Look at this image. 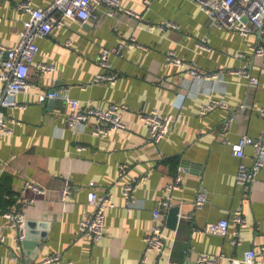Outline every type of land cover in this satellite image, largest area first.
<instances>
[{
    "label": "crops",
    "instance_id": "obj_1",
    "mask_svg": "<svg viewBox=\"0 0 264 264\" xmlns=\"http://www.w3.org/2000/svg\"><path fill=\"white\" fill-rule=\"evenodd\" d=\"M18 1L0 0V44L19 41L27 14L19 12ZM50 1L31 0L34 6ZM97 11V20L65 17L63 25L37 38L35 62L49 63L51 69L32 66L29 88L13 95L16 105L4 108L9 129L0 133V264H139L143 256L148 264H203L197 261L199 253L231 264L230 256L241 259L246 248L264 245V164L253 182L239 186L235 175L240 161L232 151L243 134L264 136V56L253 49L264 44V35L252 31L243 36L215 26L193 0H120L112 14L104 5ZM168 21L175 27L159 29ZM131 40L136 44L109 54L118 73L114 82H94L102 70L96 54ZM168 49L183 58L184 66L166 62ZM244 64L258 78L257 86L247 85L239 70ZM192 65L220 72V80L190 75ZM60 87L81 106L124 104L126 129L102 135L91 129L92 121L69 127L64 98L38 99L41 92ZM212 99L227 106L201 114V104ZM151 109L173 114V131L157 141L149 139L140 118ZM252 154L247 145L243 160L251 163ZM121 163L127 164L123 172ZM178 172L181 185L170 193L165 186ZM140 176L144 179L137 183ZM26 180L43 191L24 192ZM91 180L97 193L111 192L115 201L105 211L100 241L80 232L81 219L92 210L87 202ZM128 183L133 186L130 203L122 193ZM66 184L71 192L61 198ZM200 187L206 189L207 202L196 207ZM165 195L178 207L174 223L172 206L160 208L153 218ZM235 210L241 211L245 225L232 220ZM7 211L24 214V237L27 221H34L30 228L37 245L24 247ZM221 218L229 219L225 236L203 229L209 220ZM155 221L164 224L161 252L148 249L144 237ZM235 230L240 241L233 244ZM53 254L59 258L44 263Z\"/></svg>",
    "mask_w": 264,
    "mask_h": 264
},
{
    "label": "built area",
    "instance_id": "obj_2",
    "mask_svg": "<svg viewBox=\"0 0 264 264\" xmlns=\"http://www.w3.org/2000/svg\"><path fill=\"white\" fill-rule=\"evenodd\" d=\"M199 7L204 10L210 17L211 24L218 27L234 30L243 36L252 31H259L264 35V0H193ZM104 5L107 13L112 14L120 5V0H51L45 6H34L31 0H20L17 2L19 12L27 14L26 18L21 21V27L18 32V43L16 45L0 44V133L8 131L9 114L4 111L5 107L16 105V101L12 98L17 92L27 90L31 84L30 70L35 66L38 70H49V63L40 61L35 62L36 54L39 49L37 38L48 34L54 27L61 26L65 23L64 18H79L82 21L89 19H98L97 8ZM129 15L135 16L132 11L127 12ZM0 16V22H1ZM151 28H155V24H149ZM167 26L175 27V23L168 21L159 25V29H165ZM136 44L134 40L115 45L111 48H102L97 55V63L102 68L95 73L93 81L113 83L118 73L112 68L110 53H120L123 45L133 46ZM254 51L259 56H264V44L253 46ZM166 62L173 67L184 66L185 61L174 50L168 49L166 52ZM242 74L247 77L248 86H257L258 78L252 75L246 69L245 64L239 69ZM190 75L202 79H211L213 81L220 80V72L218 71H201L195 65L188 67ZM64 98L68 112L66 114L67 124L71 128L78 125H85L92 121L91 129L97 134H108L116 129H126V123L122 117V108L124 104L111 102L104 107H94L92 105L81 106L80 100L76 99L67 92L66 87L59 89H47L41 92L38 99H56ZM226 107L225 101L216 99L208 100L200 106V113L206 114L215 106ZM243 105V104H242ZM240 104L239 107L241 108ZM260 115L264 117V106L260 108ZM140 118L144 125L148 128V137L153 141H157L168 136L172 131V113H159L157 109L143 112ZM252 147L251 163L243 160L245 147ZM232 151L239 158V165L235 175L236 184L244 186L255 180V177L262 165L264 164V136L261 138H252L247 134H243L233 143ZM127 168V164L121 163L119 171L123 172ZM144 179L140 176L136 179L139 183ZM181 173L178 172L174 178L166 184L165 188L168 192L181 185ZM87 202L92 206L90 215L87 219H81L80 232L90 235L95 241H100L104 234V216L105 211L109 207L115 206L113 194L111 192L97 193L95 190L96 183L93 180L88 182ZM132 184L128 183L123 187V195L126 201L130 199ZM33 189L41 193L43 190L32 182L26 180L23 191ZM71 192V185L66 184L62 190L61 198H65ZM32 201V200H31ZM207 202L206 189L200 187L195 195V206L201 207ZM128 203H130L128 201ZM170 195H165L159 199V207L154 209L153 218L158 217L160 208L168 209L172 206ZM10 225L17 228V239L24 237V214L20 211H7ZM232 220L239 226L245 225V218L240 210H235L232 214ZM229 224L228 218L218 220H209L203 227L207 232L225 236ZM163 223L155 221L150 227L147 234L144 235L146 246L148 249H156L162 251L164 248ZM235 230L231 237L233 244L239 243L240 236ZM3 235L0 234V247L3 245ZM241 259L230 256L231 264H264V245L258 249L246 248ZM57 255H49L45 258L44 263H49L58 259ZM197 261L203 264H218V257L209 256L205 253H199ZM139 264H148L147 257L143 256ZM170 264V262H168Z\"/></svg>",
    "mask_w": 264,
    "mask_h": 264
},
{
    "label": "water",
    "instance_id": "obj_3",
    "mask_svg": "<svg viewBox=\"0 0 264 264\" xmlns=\"http://www.w3.org/2000/svg\"><path fill=\"white\" fill-rule=\"evenodd\" d=\"M177 212H178V207L177 206H172L170 211H169V214H170V217L173 218V223L176 221L177 218ZM28 223H26V227H27V231H26V235L22 241L24 247H27V246H31V245H37L39 243V240L37 235L35 234H32L33 230L30 228V225L32 223H34V221H31V220H28L27 221Z\"/></svg>",
    "mask_w": 264,
    "mask_h": 264
}]
</instances>
